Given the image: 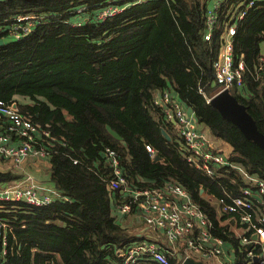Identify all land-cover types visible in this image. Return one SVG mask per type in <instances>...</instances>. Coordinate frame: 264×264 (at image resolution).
<instances>
[{
  "label": "trees",
  "instance_id": "1",
  "mask_svg": "<svg viewBox=\"0 0 264 264\" xmlns=\"http://www.w3.org/2000/svg\"><path fill=\"white\" fill-rule=\"evenodd\" d=\"M212 1H0V23L12 16L39 18L31 34L19 41L0 35V100L14 102L21 115L54 138L46 160L50 185L59 195L41 207L0 204V217L13 227L16 238L0 264H121L119 250L154 239L149 233L139 235L141 228L130 216L113 212L114 201L129 198L106 186L111 178L106 148L118 153L130 189H158L166 182L183 187L212 221L213 234L234 247L237 264L246 263L243 248L236 247L227 226H219L215 208L200 194L203 189L205 195L228 202L241 195L246 180L232 167L220 168L214 177L195 169L185 159V145L174 126L153 105L156 94L171 93L215 145L230 147L231 164L264 180V151L208 103L216 89L213 63L225 16L241 0L224 1L206 41L205 16ZM252 1L236 23L232 41L234 64L244 65L243 86L229 92L264 135V80L256 78L264 46V0ZM108 6L123 11L97 20ZM77 9L84 11L78 14ZM146 145L159 160L151 158ZM14 180L0 171V184ZM254 204L260 207L258 201ZM52 220L62 224L46 223ZM137 264L157 263L144 258Z\"/></svg>",
  "mask_w": 264,
  "mask_h": 264
},
{
  "label": "built area",
  "instance_id": "2",
  "mask_svg": "<svg viewBox=\"0 0 264 264\" xmlns=\"http://www.w3.org/2000/svg\"><path fill=\"white\" fill-rule=\"evenodd\" d=\"M224 1L213 0L206 13V41L211 39L217 23V11ZM252 5V0L238 1L225 16L220 32L219 55L213 63L215 94L223 90L229 91L233 87L242 89L244 65L242 62L234 64L232 41L236 23L243 19ZM83 11L84 9H77L76 13ZM121 11L123 9L105 7L97 14V20L111 18ZM38 21L39 18L32 14L12 16L0 23V35L19 41L31 34ZM72 25L79 26L76 23ZM0 39L3 40L1 37ZM256 78L264 80V55L260 58ZM153 105L162 112L165 120L174 125L185 145V159L195 169L208 177H214L220 168L232 167L243 175L247 186L241 189L239 197H230L228 202L216 199L221 210L220 215L216 212V219L220 227H228V234H232L238 242L236 247L243 248L241 253L246 260L245 264H264V180L256 179L231 164L228 156L216 149L210 137L198 125L194 114L171 93L164 91L156 94ZM53 141L49 132L19 113L14 102L5 103L0 100V171L21 174L25 160L30 159L32 163L46 160L49 157V143ZM145 149L151 158L155 156L156 151L151 146L146 145ZM104 159L111 173V178L105 180L108 190L120 191L129 198L128 202L114 201L115 211L122 216L138 213L143 223L139 235L149 233L154 238L143 239L119 250L117 257L121 264H137L144 258L157 264H175L168 255L177 258V264H182L186 258H192L191 253L198 259L213 261L215 264H237L234 247L213 234L212 221L194 204L183 187L166 182L158 189L132 190L124 177L118 153L106 148ZM77 162L73 160L74 164ZM22 175L12 182L0 184V204L23 202L41 207L51 204L56 197L59 198L57 192L46 183L27 173ZM205 193L203 191L201 195ZM254 195L259 197V201ZM211 197L206 195L208 202L212 204L214 197ZM255 200L260 207H255ZM226 216L228 218L223 219ZM233 228H240L242 231L237 235ZM11 238L14 240L13 227L0 217V259L7 256Z\"/></svg>",
  "mask_w": 264,
  "mask_h": 264
},
{
  "label": "water",
  "instance_id": "3",
  "mask_svg": "<svg viewBox=\"0 0 264 264\" xmlns=\"http://www.w3.org/2000/svg\"><path fill=\"white\" fill-rule=\"evenodd\" d=\"M3 43L4 41L0 39V46H2ZM208 103L219 113L222 119L233 124L246 139L252 141L264 151V135L258 131L256 123L247 112L246 107L240 104L228 90H223L213 95ZM106 130L113 138L120 140V137L109 127H106ZM162 135L166 137L167 140H170L169 136L164 131H162ZM159 159L160 157L157 155L153 157V160L155 161ZM200 194H203V190L200 191ZM254 198L259 201L257 195H254ZM182 264L202 263L193 258H186Z\"/></svg>",
  "mask_w": 264,
  "mask_h": 264
},
{
  "label": "crops",
  "instance_id": "4",
  "mask_svg": "<svg viewBox=\"0 0 264 264\" xmlns=\"http://www.w3.org/2000/svg\"><path fill=\"white\" fill-rule=\"evenodd\" d=\"M263 49V48H262ZM262 55H264V53L262 54ZM172 126H174L173 124H172ZM214 144V146L216 147V148H220L219 150L220 151H222L223 153H225L226 155H228V153H229V151H230V147L227 145V144H217V145H215V143H213ZM42 164V166H41V168H42V171L41 172H38V171H32L33 170V168H31V166H34V164H32V165H30L29 163H28V165H24V168L25 167H28V168H30L31 170H30V173H29V175H31L32 177H34V178H36L37 180H39V181H42V182H44V183H46L48 186H50L51 187V185H50V177H49V175H50V164H49V162L47 161V160H43V161H40L39 163H37V164ZM45 169L47 170V173H45ZM26 171V170H25ZM28 174V173H27ZM112 207H113V205H112ZM113 212L114 213H117L116 211H115V209H114V207H113ZM129 217V216H128ZM128 217H126V219H127V222L128 223H126L124 220V222L126 223V224H130L131 223V220H129V219H131L130 217H129V219H128ZM132 219H133V221L135 220V221H137V219H139V214L137 213L136 215H132ZM47 224H53V225H61L62 223L59 221V220H52V221H47L46 222ZM142 227V226H141ZM140 227V228H141ZM141 231V230H140ZM16 238H15V235H14V240H15ZM12 238L10 239V241H14ZM193 259H194V257H192ZM198 261V260H197Z\"/></svg>",
  "mask_w": 264,
  "mask_h": 264
},
{
  "label": "rangeland",
  "instance_id": "5",
  "mask_svg": "<svg viewBox=\"0 0 264 264\" xmlns=\"http://www.w3.org/2000/svg\"><path fill=\"white\" fill-rule=\"evenodd\" d=\"M262 48H263V53H264V46H263ZM20 102H22V101L20 100ZM204 132L206 133V131H204ZM207 135H208V134H207ZM40 161H43V160H39V161H37V162L39 163ZM28 163H29L30 165L34 164V166H31V168H33L32 171H38V172H41V171H42V168H41L42 164H41V163H40V164L32 163V161L29 159V160H25V161H24V163H23V165H22V173H28V174L30 173V170H31L30 168H28V167H25V168H24V165H28ZM3 165H4V164H3ZM25 170H26V171H25ZM1 172H3V173H9V174L15 176L16 179H17V178H20L21 176H23L22 173H21V174H17V173H14V172H5V171H1ZM45 173H47V170H46V169H45ZM203 196H206V195H203ZM211 201H212V205H213V207L215 208L216 212L220 215V214H221V210H220V205H219L218 201H217L216 199H214V198H213ZM130 218L132 219L133 217L130 216ZM136 222L138 223V224H136V225H137L139 228H140L141 226H143V223H142V220H141L140 217H139V219H137ZM141 228H142V227H141ZM233 230H235V233H236L237 235H239L240 232L242 231L240 228H236V229L233 228ZM191 256L194 257V258H196V260L201 261L202 264H215L213 261H207V260H201V259H198V257H197L194 253H191ZM255 259H256V258H255Z\"/></svg>",
  "mask_w": 264,
  "mask_h": 264
}]
</instances>
